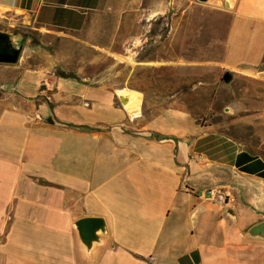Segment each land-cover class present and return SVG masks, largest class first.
Returning a JSON list of instances; mask_svg holds the SVG:
<instances>
[{"label":"crops","instance_id":"0c3cea01","mask_svg":"<svg viewBox=\"0 0 264 264\" xmlns=\"http://www.w3.org/2000/svg\"><path fill=\"white\" fill-rule=\"evenodd\" d=\"M12 25L74 34L116 78L0 62V264H264L247 234L264 220V0H0ZM242 80L245 113H224ZM87 216L104 222L88 244Z\"/></svg>","mask_w":264,"mask_h":264},{"label":"rangeland","instance_id":"374dc122","mask_svg":"<svg viewBox=\"0 0 264 264\" xmlns=\"http://www.w3.org/2000/svg\"><path fill=\"white\" fill-rule=\"evenodd\" d=\"M12 28L20 30L25 35L19 59L15 62L17 65L39 67L57 74L67 73L78 76V74H82L78 69L81 68V71H83L84 66L102 64L103 66H109L108 73L106 72L105 76H108L111 80L116 78L115 59L101 58L95 48L88 43L76 40L74 34L70 36L71 33L58 29L40 33L19 26L12 25ZM244 84L246 82L242 80L239 84L240 91L231 99L239 104L237 111L234 113L223 111L224 113L232 115L245 113Z\"/></svg>","mask_w":264,"mask_h":264},{"label":"water","instance_id":"95a60500","mask_svg":"<svg viewBox=\"0 0 264 264\" xmlns=\"http://www.w3.org/2000/svg\"><path fill=\"white\" fill-rule=\"evenodd\" d=\"M234 0H225L227 6H232ZM24 33L15 28L0 27V62L15 63L18 61L21 48L24 42ZM121 90L128 91L134 95L133 102L126 104L128 100L122 95V91L116 90L121 102L124 104L129 113L142 114L143 107L141 104V94L139 91L130 90L126 87H121ZM239 108L237 101L228 102L223 108L228 113H234ZM231 208H227L226 212L233 214ZM81 239L88 244L92 239L96 238L95 230L104 229V222L101 217L87 216L79 218L75 221ZM247 234L250 237L264 239V220L254 223L247 229Z\"/></svg>","mask_w":264,"mask_h":264},{"label":"built area","instance_id":"2783aa9c","mask_svg":"<svg viewBox=\"0 0 264 264\" xmlns=\"http://www.w3.org/2000/svg\"><path fill=\"white\" fill-rule=\"evenodd\" d=\"M182 180H184V175L181 177ZM183 187L188 189L187 183H183ZM198 195L202 197L212 198V199H221L224 203H229V201H232V197H230L229 193L224 190L222 186H208V191H200V189L197 191Z\"/></svg>","mask_w":264,"mask_h":264},{"label":"bare ground","instance_id":"6f19581e","mask_svg":"<svg viewBox=\"0 0 264 264\" xmlns=\"http://www.w3.org/2000/svg\"><path fill=\"white\" fill-rule=\"evenodd\" d=\"M200 191H208V187L207 188L200 189Z\"/></svg>","mask_w":264,"mask_h":264}]
</instances>
